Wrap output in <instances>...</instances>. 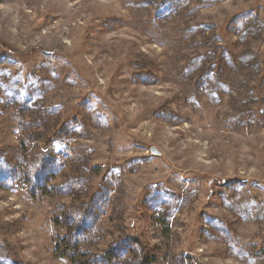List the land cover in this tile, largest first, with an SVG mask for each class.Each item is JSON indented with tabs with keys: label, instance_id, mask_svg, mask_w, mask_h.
<instances>
[{
	"label": "rangeland",
	"instance_id": "374dc122",
	"mask_svg": "<svg viewBox=\"0 0 264 264\" xmlns=\"http://www.w3.org/2000/svg\"><path fill=\"white\" fill-rule=\"evenodd\" d=\"M0 264H264V0H0Z\"/></svg>",
	"mask_w": 264,
	"mask_h": 264
},
{
	"label": "water",
	"instance_id": "95a60500",
	"mask_svg": "<svg viewBox=\"0 0 264 264\" xmlns=\"http://www.w3.org/2000/svg\"><path fill=\"white\" fill-rule=\"evenodd\" d=\"M150 150H151V152L153 153V154H159V150L156 148V147H151L150 148Z\"/></svg>",
	"mask_w": 264,
	"mask_h": 264
},
{
	"label": "trees",
	"instance_id": "16d2710c",
	"mask_svg": "<svg viewBox=\"0 0 264 264\" xmlns=\"http://www.w3.org/2000/svg\"><path fill=\"white\" fill-rule=\"evenodd\" d=\"M74 262V261H73Z\"/></svg>",
	"mask_w": 264,
	"mask_h": 264
}]
</instances>
